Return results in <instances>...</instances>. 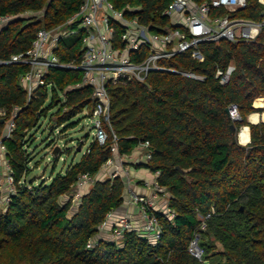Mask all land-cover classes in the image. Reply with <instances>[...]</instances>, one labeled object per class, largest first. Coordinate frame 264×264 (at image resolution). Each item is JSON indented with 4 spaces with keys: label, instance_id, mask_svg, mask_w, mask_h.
I'll return each mask as SVG.
<instances>
[{
    "label": "trees",
    "instance_id": "trees-1",
    "mask_svg": "<svg viewBox=\"0 0 264 264\" xmlns=\"http://www.w3.org/2000/svg\"><path fill=\"white\" fill-rule=\"evenodd\" d=\"M84 1L0 0V17L12 18L0 30V61L30 50L41 29L65 27ZM111 1L117 10L137 16L152 30L173 28L171 19L163 15L172 0ZM263 13L260 0H248L246 8L230 16L260 22ZM78 26L76 22L70 28ZM83 38L84 31L79 30L60 41L56 53L62 63L80 64ZM199 49L204 61L185 53L161 64L202 80L152 72L144 82L123 79L109 84L110 120L103 123L109 133L106 144L94 138L78 162L38 187L28 180L33 172L28 148L40 120L58 107L49 128L66 123L70 124L64 132L74 128L71 122L84 110L91 116L93 89L74 88L82 81L79 70L55 69L29 100L21 82L29 67L0 65V109L8 112L6 122L0 121V143L15 185L10 201L0 207V264H203L189 252L196 238L208 264H264V123L248 121L251 114L264 112L254 107L258 98H264V27L254 41L222 40L201 44ZM231 65L236 71L223 85L217 72ZM50 87L52 97L46 106ZM233 106L240 120L228 113ZM16 108L15 128L6 138L7 122ZM242 127L251 131L247 146L238 140ZM111 131L118 137L116 143ZM85 141L77 152H82ZM145 143L149 148L143 155L150 153L151 160L139 168L154 175L159 172L157 180L166 189L168 209L175 216L171 219L156 211L161 228L157 242L136 230L124 232L118 240L97 241L107 216L125 203L126 182L121 175L95 179L72 213L77 182L84 174L96 178L110 159L129 157ZM57 146L48 145L52 152ZM62 153L60 147L54 169ZM67 196L70 200L65 202ZM2 197L0 186V201ZM208 214L203 229L202 217ZM92 241L95 245L89 248Z\"/></svg>",
    "mask_w": 264,
    "mask_h": 264
},
{
    "label": "built area",
    "instance_id": "built-area-1",
    "mask_svg": "<svg viewBox=\"0 0 264 264\" xmlns=\"http://www.w3.org/2000/svg\"><path fill=\"white\" fill-rule=\"evenodd\" d=\"M264 5V2L260 0ZM248 0H172L163 15L171 19L172 29L152 30L149 26L141 23L137 16H127L123 11L115 8L111 0H85L80 11L73 15L65 27H59L49 31L41 29L30 50L24 54L13 56L8 61H0V65L20 64L29 67L21 77L28 98L34 97L36 90L45 85L47 75L55 69H71L82 72V81L74 86L76 89L91 87L95 106L91 111L92 122L96 130L95 138L104 145L109 139V133L103 123L110 120V98L107 87L120 80H136L144 82L152 72L181 73L187 77L202 80L203 77L192 73H182L172 68H167L161 63L171 60L180 54L190 53L192 58L204 61V55L199 47L204 43H218L222 40L230 42L254 41L262 27L260 22H253L239 18H232L230 13L238 12L247 7ZM134 12L135 8H130ZM219 10L228 12L226 15H217ZM11 17H0V30L6 27ZM79 22L78 29H71L74 23ZM79 30L84 31L83 56L80 64H64L61 62L56 51L63 38L75 36ZM121 31V32H120ZM120 32V33H119ZM236 71L231 65L226 71L219 70L217 78L221 84H227L232 74ZM19 109L16 108L13 117L7 122L6 138H9L15 128V118ZM234 120H240L237 106L229 110ZM8 112L0 109V121L6 122ZM115 143L118 140L113 132ZM140 148L146 150L149 144H141ZM5 148L0 143V151L5 160L4 175L0 173V186L3 197L0 207H5L15 192L14 177L10 173V167L5 159ZM117 152V146L113 147ZM145 162L151 160V154L144 155ZM120 160V159H119ZM115 160L110 159L104 168L114 166ZM116 170L111 174L114 178L119 176L123 168L122 160L116 165ZM150 184L152 193L150 196L132 194L131 201L139 206L142 226L137 229L127 217L115 219L112 227L113 239L118 240L124 232L136 230L142 236L157 242L161 237V228L156 216V201L160 197H167L166 189L160 186L157 176ZM95 178L89 174L81 175L74 190V197L81 200ZM169 218L175 213L168 208L162 210ZM113 213L107 216V220L101 225V231L109 226L113 220ZM211 217L208 214L202 217V228H206V220ZM92 241L88 247H94ZM189 252L203 262L204 251L199 245V239H194L189 247Z\"/></svg>",
    "mask_w": 264,
    "mask_h": 264
},
{
    "label": "rangeland",
    "instance_id": "rangeland-1",
    "mask_svg": "<svg viewBox=\"0 0 264 264\" xmlns=\"http://www.w3.org/2000/svg\"><path fill=\"white\" fill-rule=\"evenodd\" d=\"M31 17L36 15H30ZM39 16V15H38ZM49 97L46 103V106L50 104V100L52 97L51 87L49 88ZM60 98L63 99V94L59 92ZM57 109H53L49 112L47 118L43 117L40 120L39 127L34 131L36 134V139L31 140L29 143V152L31 153V164L30 167L33 168V172L29 177V181H33V185L38 187L43 181L49 183L53 177H56L58 174H64L66 169L72 164V162H77L82 157L83 153L86 152L87 148L93 141L96 136V130L94 128V124L92 122V117L89 115L88 110H84L77 117L73 119L71 123H75L74 128H67L64 132L65 127H67L70 123H66L63 126H57L54 129L49 128V124L52 116L57 112ZM89 135V140L85 141L84 138ZM81 141H85V145L83 147L82 152H77L76 148L80 144ZM54 142L55 145H59L62 148V157L59 161H57L56 168L54 169V165L56 164V159L52 155V149L48 147V145ZM81 146H83L81 144ZM80 147V146H79ZM78 147V148H79ZM68 150H71L69 153ZM3 154L0 151V166L5 164V160L3 159ZM2 167V166H1ZM2 170V169H0ZM106 179L109 178L106 175H98L95 179ZM93 186H89L86 190V193L89 192L90 188ZM74 197V196H73ZM65 202L70 200V197H64ZM63 201V202H64ZM81 200H77L72 198L73 209L72 213L76 212L80 206ZM101 232V231H100ZM111 240L112 236L109 237ZM108 239V238H107ZM99 240V236L97 237V241ZM96 241V242H97ZM109 241V240H107Z\"/></svg>",
    "mask_w": 264,
    "mask_h": 264
},
{
    "label": "crops",
    "instance_id": "crops-1",
    "mask_svg": "<svg viewBox=\"0 0 264 264\" xmlns=\"http://www.w3.org/2000/svg\"><path fill=\"white\" fill-rule=\"evenodd\" d=\"M264 2V0H261ZM254 107L257 109H263L264 108V98H258L254 102ZM91 112V111H90ZM248 121L252 124H259L264 123V112L263 113H253L248 117ZM247 129L248 131V142H243L241 139V132L242 130ZM239 143L242 146H247L251 142V131L249 127H242L239 135H238ZM120 159V160H119ZM80 160V159H79ZM122 160L123 168L120 169L119 174L123 177V179L126 182V193H125V203L122 207L117 209L113 215V220H111V223H109V226L102 230L99 233V240H111L109 237L112 236V227L114 225L115 219L118 217H127L130 219L132 224L135 226V228L139 229L142 226V221L140 217V211L139 206L134 204L131 201L132 194H138L143 196H150L152 193L150 184L154 182L155 175L152 174L148 169L146 168H139V166L143 163H145L143 150L139 147L133 155L131 156H124L119 157L117 156L115 158V165L114 166H108L106 168H103L100 176L106 175L107 177H110L111 174L116 170V165L120 164V161ZM78 162V161H77ZM76 163V162H75ZM0 173L4 175V164L1 165ZM155 209L157 211H162L168 208V202L165 197H160L156 201ZM108 238V239H107Z\"/></svg>",
    "mask_w": 264,
    "mask_h": 264
},
{
    "label": "bare ground",
    "instance_id": "bare-ground-1",
    "mask_svg": "<svg viewBox=\"0 0 264 264\" xmlns=\"http://www.w3.org/2000/svg\"><path fill=\"white\" fill-rule=\"evenodd\" d=\"M241 139L245 143L248 142V131H247V129L242 130Z\"/></svg>",
    "mask_w": 264,
    "mask_h": 264
},
{
    "label": "water",
    "instance_id": "water-1",
    "mask_svg": "<svg viewBox=\"0 0 264 264\" xmlns=\"http://www.w3.org/2000/svg\"><path fill=\"white\" fill-rule=\"evenodd\" d=\"M93 110H94V109H92L91 111L93 112ZM228 113H229V110H228ZM2 122H3V121H2ZM233 130H234V128H233ZM239 133H240V132H239ZM81 149H82V146H80V147L78 148V151H81ZM59 151H60V147L57 146V147L53 150L52 155H53V156H57L58 153H59Z\"/></svg>",
    "mask_w": 264,
    "mask_h": 264
}]
</instances>
